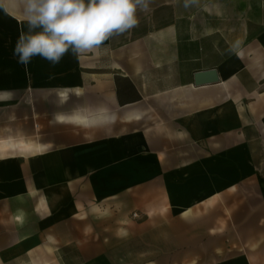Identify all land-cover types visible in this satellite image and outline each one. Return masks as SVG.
<instances>
[{
	"label": "crops",
	"instance_id": "1",
	"mask_svg": "<svg viewBox=\"0 0 264 264\" xmlns=\"http://www.w3.org/2000/svg\"><path fill=\"white\" fill-rule=\"evenodd\" d=\"M225 3L153 0L55 66L17 62L24 17L0 7V106L43 125L0 136V264H159L160 243L168 264H264V14Z\"/></svg>",
	"mask_w": 264,
	"mask_h": 264
},
{
	"label": "clouds",
	"instance_id": "2",
	"mask_svg": "<svg viewBox=\"0 0 264 264\" xmlns=\"http://www.w3.org/2000/svg\"><path fill=\"white\" fill-rule=\"evenodd\" d=\"M153 0H0V7L22 12L25 22L13 49L27 66L39 56L55 66L71 52H95L113 36L140 23ZM187 6V5H186Z\"/></svg>",
	"mask_w": 264,
	"mask_h": 264
},
{
	"label": "rangeland",
	"instance_id": "3",
	"mask_svg": "<svg viewBox=\"0 0 264 264\" xmlns=\"http://www.w3.org/2000/svg\"><path fill=\"white\" fill-rule=\"evenodd\" d=\"M226 3L222 5L223 12H225L226 15H224L225 19L228 17H234L232 15L233 12H235L239 8V19H245L247 17H254V16H261L264 14V0H225ZM240 1H243L242 3ZM227 12H232L231 14L227 15ZM37 95H33V98L31 100H28L31 103H36L39 107L37 108V112L40 113V107L45 106L46 110L49 112H56L58 109L53 104L49 105L48 101L52 102V99H46V100H39ZM22 100H17L16 104H12L9 106H3L1 105L0 108H6L3 109L0 113V136L4 135H13L16 138L17 137H26L34 140H39L42 134L43 125L39 123V115L33 116L31 120V127L29 123V117L24 115V106H23ZM61 108V107H60ZM15 110V111H14ZM9 111V113H8ZM49 112V113H50ZM38 113V114H39ZM49 118L51 116L49 115ZM31 128V129H30ZM31 130V133H30ZM133 214H139V213H131L130 216L133 220H136L133 216ZM138 216V215H137ZM160 235H163L166 237L167 235V229L162 228L160 229ZM150 244V243H148ZM167 244L160 243V252L159 255L161 256L159 264H168L167 259H165L163 256L167 255L168 248ZM144 255L147 254L146 248L147 246H144ZM148 258L145 256V264H147ZM206 261H201L199 258H195L191 261L184 262L183 260L180 262V264H201L205 263ZM156 263V262H155ZM173 264H179V263H173Z\"/></svg>",
	"mask_w": 264,
	"mask_h": 264
},
{
	"label": "water",
	"instance_id": "4",
	"mask_svg": "<svg viewBox=\"0 0 264 264\" xmlns=\"http://www.w3.org/2000/svg\"><path fill=\"white\" fill-rule=\"evenodd\" d=\"M218 81L219 78L214 69L199 71L193 75V86L195 87L216 84Z\"/></svg>",
	"mask_w": 264,
	"mask_h": 264
},
{
	"label": "built area",
	"instance_id": "5",
	"mask_svg": "<svg viewBox=\"0 0 264 264\" xmlns=\"http://www.w3.org/2000/svg\"><path fill=\"white\" fill-rule=\"evenodd\" d=\"M133 216L135 217V218H137L138 216H137V214H133Z\"/></svg>",
	"mask_w": 264,
	"mask_h": 264
}]
</instances>
